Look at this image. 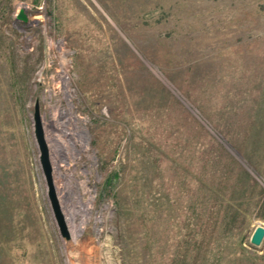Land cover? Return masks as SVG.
Here are the masks:
<instances>
[{
  "label": "rangeland",
  "instance_id": "374dc122",
  "mask_svg": "<svg viewBox=\"0 0 264 264\" xmlns=\"http://www.w3.org/2000/svg\"><path fill=\"white\" fill-rule=\"evenodd\" d=\"M259 225L264 0H0V264H264Z\"/></svg>",
  "mask_w": 264,
  "mask_h": 264
},
{
  "label": "water",
  "instance_id": "95a60500",
  "mask_svg": "<svg viewBox=\"0 0 264 264\" xmlns=\"http://www.w3.org/2000/svg\"><path fill=\"white\" fill-rule=\"evenodd\" d=\"M19 19L27 20V16L24 13V10H21L19 15ZM34 134L35 138L40 150V163L41 167L47 182L48 186V197L52 206V210L57 221L61 236L66 239L71 237L69 227L65 220V216L61 210L59 200L55 191L54 179H53V167L50 160L49 147L45 138L44 128L42 124L39 102L35 105V113H34ZM264 240V226L259 225L251 238V242L255 246H259L262 244Z\"/></svg>",
  "mask_w": 264,
  "mask_h": 264
}]
</instances>
